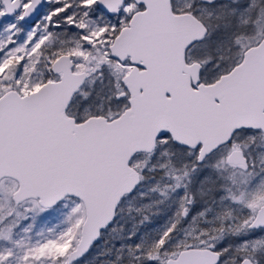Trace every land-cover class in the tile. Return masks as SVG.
I'll return each mask as SVG.
<instances>
[{"label": "snow or ice", "instance_id": "1", "mask_svg": "<svg viewBox=\"0 0 264 264\" xmlns=\"http://www.w3.org/2000/svg\"><path fill=\"white\" fill-rule=\"evenodd\" d=\"M0 264H264V0H0Z\"/></svg>", "mask_w": 264, "mask_h": 264}]
</instances>
